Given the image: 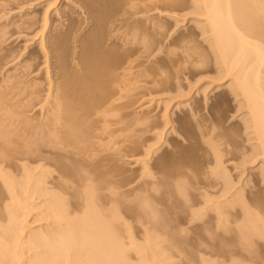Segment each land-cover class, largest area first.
Here are the masks:
<instances>
[{
	"label": "bare ground",
	"instance_id": "1",
	"mask_svg": "<svg viewBox=\"0 0 264 264\" xmlns=\"http://www.w3.org/2000/svg\"><path fill=\"white\" fill-rule=\"evenodd\" d=\"M68 1L64 2L68 4ZM10 2L0 0V7L10 6ZM28 2L15 6L19 13ZM44 2L47 3L42 32L49 27L53 11L56 18L62 15L58 5L54 6L60 0ZM193 2L195 26H191L187 36L179 38L178 45L176 39L173 46L169 45V53L165 52L175 56L167 61L175 69H181L182 74L190 68L200 73L199 69L206 70L212 57L217 72L214 81L204 83L201 79L205 72L199 74L200 80L195 74L194 88L190 85L188 91L187 86L178 85L167 89L173 82L166 75L167 70L157 67L163 59L155 58L156 52L161 51L157 48L161 45L158 37L161 39L170 28L158 18V13L176 18L173 14L183 11L189 4L187 0H73L69 11L65 4L62 10L65 15L60 17L70 25L71 16H77L72 22L75 29L69 28L74 32L71 60L66 59L67 41L58 32L53 37L49 34L48 44L46 36H38L40 31L29 39L41 40L39 54L46 58L44 66L37 62V52L32 51L19 64L14 63L18 62V55L7 48L10 25L0 27V264H132L127 258L128 245L135 247L138 264H168L174 253L185 254L194 242L199 243L205 235L198 233H204L212 223L214 226L210 228L214 231L233 234L234 242L229 244L231 256L236 254V247L249 257L256 250V241L264 243L261 187L264 185V0ZM9 12L17 13L15 8ZM32 15L22 16L13 25L31 29L37 24L36 15ZM58 26L63 30V26L53 22L50 33ZM198 36L205 39L207 52L199 47ZM174 46L181 53L176 54L177 48L172 50ZM40 70H45L41 77ZM155 82L165 86L162 89L165 94L174 96L163 102L165 105L189 95L202 83L193 96L196 99L202 94L204 105L214 116L210 125L202 117L208 127L205 123V135L203 131L200 135L202 140H207L203 143L206 142L213 157L208 163L211 167L202 174L196 159V164L193 163L196 147H192L195 149L191 158L190 150H185L186 155L180 149L183 143L180 145L179 137L193 143L183 129L185 121L199 123L205 107L200 101L192 106L188 103L190 98L173 106L175 111L188 108L182 115L185 120L168 114L167 122L173 125L170 133L162 136L175 134V137L169 140L171 149L167 156L156 158L160 145L152 152L155 159L152 165L145 162L146 178L152 179L151 184L129 189V184L122 185L120 180L126 179L121 158L137 156L135 152L139 148L151 149L145 144L156 138L148 134L155 131L158 119L151 115L134 118L129 112L135 106L134 93L145 89L141 84ZM210 86L213 89L209 90ZM213 90L211 102L214 103L209 104ZM231 101L237 103L236 113H241L239 131L246 136L245 144L249 143L247 151L246 146H240L244 139L238 138L243 133L239 135L238 129L226 127L228 121L223 122L219 117V110L223 112ZM116 146H121L117 153L111 151H118ZM130 149L132 154L128 152ZM225 158L232 166L239 162L234 166L236 169L251 165V168L259 166L258 171L249 182V178L245 179L247 182L235 179L232 170L225 166ZM246 169L240 171V176ZM133 182H129L130 186ZM123 187L128 190L121 192ZM148 187L154 195H149ZM191 189L196 193H190V197L196 195L192 199ZM197 195L200 200L196 199ZM188 199L194 200L191 206ZM187 203L189 206L184 209ZM180 206L187 214L181 213L185 217L176 218ZM129 216L135 223L152 227L141 245L135 244L132 237L128 245L123 241V232L131 231L123 221ZM36 223L37 227L31 226ZM197 231L199 236L195 234ZM214 231L211 234L215 238ZM193 233L197 237L191 239ZM167 243L170 245L165 246ZM243 257L240 259L245 258L249 263ZM249 258L251 263L254 259ZM236 261L233 264H243Z\"/></svg>",
	"mask_w": 264,
	"mask_h": 264
},
{
	"label": "rangeland",
	"instance_id": "2",
	"mask_svg": "<svg viewBox=\"0 0 264 264\" xmlns=\"http://www.w3.org/2000/svg\"><path fill=\"white\" fill-rule=\"evenodd\" d=\"M9 2L10 1H12V0H8ZM23 0H21V1H19V0H17V1H12V2H10L9 4H10V6H5L4 8L3 7H0V12L3 10V12H1L0 13V27H3V26H8V25H10L9 26V28H7L8 30H7V32L9 33L8 34V44H7V48L8 49H10L12 52H14V53H16V55H18L17 56V59H18V62H14V63H17V64H19L20 63V61H22L23 59H24V57H28V55L30 54L29 52H34V53H36L37 54V62H39V64L40 65H43L44 66V64H45V56L43 55V54H39V52L41 53V51H39L41 48L39 47V44H40V42H41V40H39V41H31V40H29V39H32V35H34L37 31L39 32V35L38 36H46V42H47V44H48V40L50 41V37L52 36H56V34H57V32H58V34H59V36L61 35V37L62 38H64V41L66 40L67 41V43L64 45L66 48H68L67 49V55H66V59L68 58V60L70 59L71 60V55H72V47L74 46V44H73V38H74V36H73V34H74V32L72 31H70V29L72 28V30H74L75 29V27L73 26V24H72V22H73V20L77 17V16H71V23H70V25H69V23L67 22V20L66 19H64V21L60 18L61 16H64L63 15V11L62 10H64V6H65V4H67L66 2H64L65 0H60V3L58 2L56 5H54V6H57L58 5V8H59V10H60V12H62V15L60 16V17H57L56 18V16H55V11H53L52 13H51V17H50V23H52L53 24V22H54V24H55V22H56V25H59L60 24V27L61 26H63L64 25V22H67V23H65V25L63 26V30H61V28H59V26H58V29L56 30V31H54L53 33H50V30H49V27H50V25H52V24H48L49 25V27L47 26V28H46V30L45 31H43L42 32V30H43V28H44V21H43V19H44V14H45V7H46V3L47 2H44V1H46V0H24L23 2H30V4L32 5L33 4V6L31 7V5H28L29 4V2H28V4H27V6H29V7H27L26 6V8H24V12L22 11V10H20L21 11V13H19V11H18V9H16V7H18V5H20L21 3H23L22 2ZM188 1H189V4H188ZM16 2V3H15ZM20 2V3H19ZM33 2V3H32ZM71 2H73V0H70V2L68 1V6H69V8H67L66 9V11H69L70 10V6H73V4L74 3H72L71 4ZM194 2H193V0H187V6H186V8L183 10V11H177V13L176 14H173L174 16L176 15V18H170V17H164L163 15H165V14H163V13H165V12H159L158 13V18L159 19H162L161 21H164V22H166V23H168L167 24V26L168 27H170V28H168V30H167V32H165L164 34H165V36L163 35V36H161V39H159L160 38V36L158 37V42L162 45V47H161V45L160 44H158V45H160V46H158L157 48H160V50L163 52H165V50L167 51V53H169V49H171V48H169V45H172L173 46V44H174V42H175V44L177 43V41L179 42V38H181V37H183V36H187L188 35V33L192 30V28L195 26L194 24V19H195V17H196V14H194V12L192 11V8L194 7L193 4ZM8 4V3H7ZM8 4V5H9ZM71 4V5H70ZM16 6V7H15ZM193 6V7H192ZM25 7V6H24ZM2 8V9H1ZM15 8V10H16V14H14L15 12H9L10 11V9H14ZM69 9V10H68ZM5 10V11H4ZM73 10V9H72ZM75 11H77V9L75 8L74 9ZM161 11V10H160ZM9 13V14H8ZM5 14H8V16H4ZM26 14H33L32 16H34L35 17V15H36V19H35V21H36V25L35 26H32L31 27V29H28L29 27L28 26H26L27 27V29L25 28V27H20V29L17 27L16 28V26L15 25H13V24H15V22L16 21H19V19L20 18H22V16H24V15H26ZM35 14V15H34ZM168 15H172V14H170V13H168ZM160 16V17H159ZM59 18L61 19L60 21H59ZM58 19V20H57ZM21 20V19H20ZM66 20V21H65ZM76 20V19H75ZM75 20H74V22H75ZM58 21V22H57ZM59 23V24H58ZM12 24V25H11ZM75 25V24H74ZM181 25H183V26H181ZM69 26V27H68ZM71 26V27H70ZM76 26V25H75ZM191 26H192V28H191ZM70 28V29H69ZM191 28V29H190ZM61 30V31H60ZM68 30L71 32H68ZM49 32V33H48ZM56 32V33H55ZM61 34H60V33ZM66 32V33H65ZM68 32V33H67ZM51 36H50V35ZM57 34V35H58ZM71 35L73 36V38L71 37ZM182 35V36H181ZM49 37V38H48ZM59 38V39H61V42H63V40H62V38ZM71 39H73V40H71ZM176 39V40H175ZM197 43H199L200 44V46L199 47H201V49L203 50V49H205V51L207 52V43L205 42V39L203 38V37H201V36H198L197 38ZM175 40V41H174ZM161 41V42H160ZM174 41V42H173ZM31 42H33L32 43V45L30 44ZM172 42V43H171ZM65 43V42H64ZM63 43V44H64ZM68 44V45H67ZM73 44V45H72ZM176 45H178V44H176ZM64 47V48H65ZM175 47L177 48V49H175ZM26 48V49H25ZM65 48V49H66ZM167 48H169V49H167ZM176 50L177 51V53L176 54H178V53H181V51L178 49V47L177 46H174V48L172 49V50ZM209 50V49H208ZM66 51V50H65ZM69 51V52H68ZM161 51H159L158 53L156 52V54L158 55H156L155 56V58L157 57V59H163V62H164V64H163V62H162V64H159L157 67H159V68H163L164 70H167V72H168V74H166L167 76H169L170 77V79H171V82H173V83H171L170 85H168V86H166L167 87V89H169V88H171V87H174V86H176L177 87V85L178 86H181V87H183V88H186V86H187V91H188V88L189 87H191L192 86V83L194 84V82L196 81L195 79L197 78L196 76H194L195 74H198V76H199V74H202V72H205V73H203V77H202V81H203V83L204 82H212V81H214L213 79L216 77L215 76V71H216V68H215V65H214V63H215V61H214V59H212V57H210V59H209V66L207 67V69L206 70H204V69H199V72L200 73H198V70H197V72H193V71H196L195 69L192 71V69L190 68V66L189 65H185V67L187 66V69H189L190 68V70H188L189 72H185V73H183L182 74V71H181V69H177L178 67H176V69H175V67H174V69H173V67L171 66L172 64H170L169 65V63H168V58H173V56H175V55H168L166 52L164 53H162ZM178 51H180V52H178ZM71 52V53H70ZM29 53V54H28ZM68 53H69V55H68ZM159 53H161V54H159ZM22 54V55H21ZM209 54H211L212 55V53L211 52H209ZM44 56V57H43ZM68 56V57H67ZM168 56H170V57H168ZM172 56V57H171ZM210 56V55H209ZM18 57H20V58H18ZM176 57H174V59H175ZM16 59V60H17ZM20 60V61H19ZM67 60V61H68ZM151 60H153V59H151ZM166 62H165V61ZM69 62V61H68ZM216 64V63H215ZM189 66V67H188ZM172 67V68H171ZM181 68V67H180ZM187 69H184V70H187ZM203 70V71H202ZM179 71H181V72H179ZM193 72L192 73V75L190 74V72ZM202 71V72H201ZM42 72V73H41ZM44 72H45V70H40L39 71V73H41L40 74V77L41 76H43L44 75ZM166 72V73H167ZM208 72V73H207ZM212 72V73H211ZM217 72V71H216ZM214 73V74H213ZM37 77H39V76H37ZM196 77V78H195ZM199 78H201V75L198 77V79ZM197 79V80H198ZM200 80V79H199ZM201 81V82H202ZM158 83V82H157ZM156 82L155 83H152V84H141L142 86H144L145 87V89H142L141 91L140 90H138V91H136V93H134V95H136V98H135V100H133L134 102H135V106L133 107V109L132 110H130V112H129V110H128V112L129 113H132L133 115H135L134 116V118H138V117H144V116H146V115H151V116H157L158 117V119L156 118V124H155V126H157V128L155 127V131H152L151 132V134H148L149 136H153V137H155L156 136V138L154 139L153 137V142H151V143H149V144H145V145H149V147L151 146V149L150 150H148L147 148L145 149V148H139L136 152H135V154L137 153V156H135V155H133V156H125L124 158H121V164L120 165H122L123 167V171H124V173H125V175H124V177L126 178V179H124L123 177L120 179L121 180V182L123 183L122 185H126V183H128L129 185H128V187L127 188H133V186L134 187H136V186H144V185H149V183L151 184V182L150 181H152V179H148V178H146V173H147V171H146V168H145V162H149L151 165H152V163L155 161V159H154V156H153V158H152V152L154 151V149L155 148H157V147H159L160 145H161V147L159 148V153H157V155H156V158L157 157H163L164 155L165 156H167V154H168V150H170L171 149V147L169 146V140H171L173 137H175L174 135L175 134H169V136L167 135V137H163V136H165V134L167 133V132H169L170 133V131H169V129L172 127L171 125H173V124H170L169 123V121L167 122V120H169V119H167L169 116H168V114L169 115H172L173 114V117H175V119L177 118V117H180V118H182V119H184L185 120V118H183V114L187 111L188 112V108H184V109H182L181 111H175V107H173L174 106V104H176V103H180V102H184V101H186V100H188V99H190L191 98V101H189L188 103L189 104H191L192 106H194L195 104H196V102L198 101V103H199V101H200V104L202 105V106H205L204 104V102L203 101H205L204 100V98H202L203 96H197V98L195 99V97L196 96H193V93H194V90H196V88H198V87H200V85L202 84H200L199 86L198 85H196V88L194 89V90H192V92L189 94V95H187V96H184V97H179V98H176V99H174L173 100V103H169V104H167L166 103V105L165 104H163V102H165V101H167V100H170L171 98H173L174 96H173V94H165V92L164 91H162V89H164L165 88V86L164 87H162L163 85L161 84H157ZM178 83V84H177ZM217 83V82H216ZM155 84V85H154ZM180 84V85H179ZM184 86H183V85ZM174 85V86H173ZM191 85V86H190ZM195 85V84H194ZM193 85V86H194ZM214 85V84H213ZM192 86V88H194ZM215 86V85H214ZM214 86H210V88H209V90H211V89H213V87ZM161 87V88H160ZM176 87H174V88H176ZM45 88V87H44ZM166 90V89H165ZM208 90V91H209ZM160 91V92H159ZM184 91H185V89H184ZM138 92V93H137ZM157 92V93H156ZM164 92V94H160V93H163ZM160 95H159V94ZM187 93V92H186ZM215 93V91L213 90L210 94H209V98H210V100H209V104H210V102H211V98H213L214 97V94ZM44 95H45V93H43ZM155 94V95H154ZM158 94V95H157ZM214 94V95H213ZM44 95H42V96H44ZM175 95V94H174ZM211 95H213L212 97H211ZM193 99V100H192ZM199 99V100H198ZM162 101V102H161ZM160 102V103H159ZM232 102H234V101H231V103L229 104L228 103V105H227V108H228V106H229V108L227 109L226 107H225V109H223L224 111L223 112H221L222 110H219L221 113H222V116H221V113L219 112V117H220V119L222 118V121L224 122V121H228V123H226L225 125H226V127H231L232 126V128H235L237 131H238V134L240 135V133L242 134L243 132L241 131H239V130H242V128H240V120H241V116H239L240 114H237L236 112H237V103L236 102H234V103H232ZM159 103V104H158ZM212 104L214 103L213 101L211 102ZM165 106H168V108L166 109L165 108ZM182 107V106H181ZM227 109V110H226ZM165 110L167 111L166 113H165ZM203 111H205V112H203ZM203 113L201 112V114L199 115V119H198V122L199 123H197V122H194V121H185V122H187V123H185L184 125H185V128H183L184 130H185V133L187 134V136L188 135H190V137H191V140L193 141V143H187V142H185V141H183L180 137H179V142H180V145H181V143H183L181 146H180V149H181V147H182V152L184 153V154H186V153H188L189 152V150H190V152L192 153H190L191 154V156H189L190 154L188 153V157L189 158H191L192 157V155H193V151H194V149L192 148V147H196V149H195V151H194V153H196L194 156H195V158H194V156L192 157L193 158V163L194 164H196L195 162V160L194 159H196L197 160V167L198 166H200V168H201V170H200V172H202V174H204L205 172L207 173V172H209V169L208 168H210L211 166H210V164L208 165V163L210 162V161H212V156H211V152L209 151V148L208 147H206V142H204L203 143V141L205 140V141H207L206 139H203L202 140V137L200 136L201 135V133H202V131L203 130H205L208 126H207V121H208V124L210 125V123H211V121H213V117L214 116H211V114L212 113H210L209 112V110L207 109V107L205 106V107H203ZM234 111V112H233ZM174 112V113H173ZM172 113V114H171ZM131 114V115H132ZM178 115V116H177ZM183 115V116H182ZM203 115V116H202ZM202 117H205V119H207V121L206 122H204L203 120H205V119H202ZM207 117H209V118H207ZM212 117V118H211ZM210 118L212 119V120H210ZM183 120V121H184ZM169 123V124H168ZM189 123H191V124H189ZM203 123H204V125H203ZM205 123H206V128H205ZM239 123V124H238ZM199 126V130H201V131H199V130H197L196 128H198L197 127V125ZM183 125V126H184ZM189 125H191V126H189ZM153 126H154V124H153ZM177 126V124H175V127ZM202 126V127H201ZM235 126H237V128L235 127ZM204 127V128H203ZM201 128V129H200ZM231 128V129H232ZM240 128V129H239ZM196 130V131H195ZM191 132V133H190ZM197 132V133H196ZM200 132V133H199ZM240 132V133H239ZM192 133H193V135H195L194 137H196V138H194L193 137V135H192ZM196 133V134H195ZM199 133V134H198ZM205 132L203 131V133L202 134H204ZM168 134V133H167ZM237 134V135H238ZM244 134V133H243ZM243 134L242 135H240V137L238 136V138H240L239 140H242V139H246V136H245V134H244V136H243ZM163 135V136H162ZM205 135V134H204ZM204 135H202L203 137H204ZM237 135H236V137H237ZM148 136V137H149ZM162 137V138H161ZM200 137V138H199ZM236 137H235V139H236ZM143 139H145V138H147V135L146 136H143L142 137ZM194 138V139H193ZM167 139V140H166ZM230 139V138H229ZM228 139V140H229ZM234 139V140H235ZM244 139V142H240V146H243V147H245L246 148V151L247 150H249L250 149V146L248 145L249 143L247 142L246 144H245V140ZM182 140V141H181ZM196 140H198V141H196ZM238 139H236L235 141H237ZM239 140L237 141L238 143H239ZM157 141V142H156ZM166 142V143H165ZM191 142V141H190ZM197 142V143H196ZM236 142V143H237ZM187 143V144H186ZM194 144H196L195 146H194ZM189 146V148H188V146ZM190 145H192V146H190ZM249 146V147H248ZM116 147H118V146H116ZM115 147V148H116ZM120 147L121 146H119L118 148H116V149H118V151H116L115 149H112L111 151H114L115 153H117V152H119V150H120ZM169 147V148H168ZM185 147H187V148H185ZM168 148V149H167ZM191 148V149H190ZM185 150H188V152L187 151H185ZM208 151V154L210 155V157H209V155L207 154V152H205V151ZM109 152V153H113V154H115L114 152ZM199 151V152H198ZM128 152H129V154H132V149H130V150H128ZM145 152H149L150 153V155H145L146 153ZM167 152V153H166ZM199 154H198V153ZM113 154H111V155H113ZM207 154V155H206ZM242 154V152L240 153V155ZM110 155V154H109ZM124 155V154H123ZM187 155V154H186ZM240 157V156H239ZM203 158V159H202ZM200 159V160H199ZM202 159V160H201ZM210 160V161H209ZM225 161L227 160L226 158L224 159ZM228 161V160H227ZM227 161L225 162V166H227L228 168H230L231 170H232V175L233 176H235V179H243V180H247L248 178H249V180H248V182L249 181H251L250 179H253V174H256L257 173V171H258V168H259V166L258 167H255V168H251L252 166L251 165H246L247 167H245V169L246 168H248V169H246L247 171H246V173L244 174V175H242V176H240V171H241V173L243 172V170H245V169H236V168H234V166L236 167V166H238L239 164V162H234V166H232V165H230L229 163L227 164ZM203 162V163H202ZM202 163V164H201ZM233 163V162H232ZM206 164V165H205ZM151 165H149V167L151 168ZM207 166V167H206ZM148 167V166H147ZM149 167H148V169H149ZM234 168V169H233ZM53 170V169H52ZM208 170V171H207ZM203 171H204V173H203ZM252 174V175H251ZM203 177V176H202ZM198 179L199 178H197V180L196 181H198ZM245 180V182H247ZM50 181V180H49ZM124 181V182H123ZM134 181V182H133ZM120 182V181H119ZM129 182H133V184H131V186H130V183ZM141 184V185H140ZM261 187H262V192L264 193V185L262 184L261 185ZM124 188V187H123ZM121 189L120 191L122 192V191H126V190H128V189H126V188H124V189ZM129 188V189H130ZM147 190H150L148 193H150L149 195H154L155 193H154V191L153 190H151V188L149 189V187L147 188ZM192 190V189H191ZM119 191V190H118ZM119 191V192H120ZM193 192V194L195 193L193 190L192 191H189V197H190V193H192ZM196 194V193H195ZM128 196V195H127ZM196 197V195H192L190 198L192 199L193 197ZM198 196V195H197ZM199 198H196V199H198V200H200V196H198ZM128 199V198H127ZM130 200H132L131 199V195H130V198H129ZM128 199V200H129ZM190 199H188V201H189ZM194 202V200H190L189 201V204L190 203H193ZM130 204V203H129ZM178 204V205H177ZM189 204L187 203V204H185L184 206H183V208L185 209V206H186V208H187V206H189ZM176 205L177 206H179L180 204L179 203H176ZM192 204H190V206H191ZM181 206H182V204H181ZM181 206H180V208L179 209H177L176 211H177V213H175V214H177V217H176V215L174 216L173 215V217H176V218H178L179 216L180 217H185L186 216V214H187V210H185V212H184V209L183 208H181ZM183 209V210H182ZM179 210H182V211H179ZM175 211V212H176ZM178 212H179V214H178ZM184 213V215L182 216V214ZM186 213V214H185ZM213 215V214H212ZM123 217H125L124 215H123ZM127 217V216H126ZM133 217V216H132ZM129 218V219H128ZM128 218H124L125 220H123L125 223H126V225L128 224V226L129 227H131L130 229H131V231L127 234V233H125L126 231H124L123 233H124V235H123V241H124V243L126 244V245H128V244H130L129 242L131 241L130 239H131V237H132V239H133V241L135 242V244H137V243H139V244H137V245H141V243H143L144 242V238L146 237L145 235H146V232L148 231V230H151L152 229V227L149 225V224H146V223H144V224H139L137 221H136V223L135 222H133L132 220H131V216H129ZM207 218V217H206ZM205 218V220H208V219H206ZM123 219V218H122ZM210 220V219H209ZM208 220V221H209ZM138 223V224H137ZM213 225H211L210 224V226L211 227H213L214 226V223H212ZM37 225H38V223H36V224H32L31 226L32 227H37ZM207 226V225H206ZM205 226V227H206ZM210 226H209V229H208V227H206V230L204 231V233H198V231L197 232H195V234H203V235H205V236H203L202 238V240H200L199 241V243H197V242H194L193 244H194V246L192 245V247L191 248H189V247H187V248H189V249H187V250H189V251H187L186 250V253L184 254V253H174V255L172 256V259H170L169 260V263L168 264H233V262H235V260H237L236 262H239V263H243V264H264L263 262V260L264 259H262L263 257H264V243L261 241V242H259V243H256L255 242V245H254V248L256 249L255 251H254V254L252 253V254H250L249 255V257H251V258H253L254 260L256 259H258V258H260V259H258L259 261H254V260H251L252 262L250 263V258L247 256V254L246 253H243L242 251H241V253H240V249H238V248H236L235 247V251L233 250V248H232V253H234V252H236V250H237V252H239V255L237 254V252H236V254H234V255H236V256H234L233 254H232V256L231 255H229V254H231V246L230 245H232V242H234V239L232 240V238H233V234L232 233H228V234H224V233H222V232H216V231H214V229L213 228H210ZM230 227L232 226V227H234V225H229ZM231 227V228H232ZM204 230V229H203ZM203 230H201L202 232H203ZM211 230L212 231H214L215 232V238H214V235H213V237H212V234H211ZM210 231V232H209ZM207 232H209L211 235H209V233H207ZM213 232V233H214ZM219 233V234H218ZM197 234V235H198ZM217 234V235H216ZM232 234V235H231ZM191 235H193L192 237H191V239L192 238H196L197 237V235H194V233L193 234H191ZM198 235V236H199ZM202 236V235H201ZM129 237H130V239H129ZM190 240V239H189ZM232 241V242H231ZM195 243H197V245H198V247H196L197 245L195 244ZM200 243H202V246H203V244H205L203 247L201 246V244ZM188 244H190L191 245V243H189V242H187V245ZM228 244V245H227ZM230 244V245H229ZM259 244V245H258ZM143 245V244H142ZM170 244L169 243H167V244H165V246H169ZM199 245H200V247H199ZM226 245L228 246V247H226ZM233 245H234V243H233ZM256 246V247H255ZM258 247V248H257ZM133 248L135 249V247H130L129 245L126 247V249L128 250L127 251V258H128V261H130L132 264H138L139 262V257H138V255L135 253L136 251L135 250H133ZM196 248H199L198 250L196 249ZM192 249V250H191ZM224 249V250H223ZM228 249V250H227ZM258 249V250H257ZM220 250H222V251H220ZM227 251H229L228 253H227ZM234 251V252H233ZM221 253V254H220ZM227 253V255H225V254ZM244 255H243V254ZM256 253V254H255ZM189 254V255H188ZM224 254V255H223ZM240 254H241V256L243 257H246V259L247 260H249V263H247L248 261H246L245 260V258H244V260H242V259H240V258H242L241 256H240ZM239 256V258L237 259L236 257H238ZM232 257V258H231Z\"/></svg>",
	"mask_w": 264,
	"mask_h": 264
}]
</instances>
